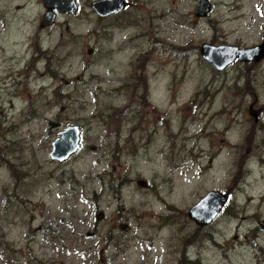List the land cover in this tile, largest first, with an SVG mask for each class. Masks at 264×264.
<instances>
[{
  "label": "rangeland",
  "instance_id": "rangeland-1",
  "mask_svg": "<svg viewBox=\"0 0 264 264\" xmlns=\"http://www.w3.org/2000/svg\"><path fill=\"white\" fill-rule=\"evenodd\" d=\"M92 1L44 29L42 0H0V264H264V59L200 54L259 44L264 0L204 17L196 0L101 17ZM71 124L79 149L51 159ZM209 190L228 199L200 228L187 210Z\"/></svg>",
  "mask_w": 264,
  "mask_h": 264
},
{
  "label": "water",
  "instance_id": "water-1",
  "mask_svg": "<svg viewBox=\"0 0 264 264\" xmlns=\"http://www.w3.org/2000/svg\"><path fill=\"white\" fill-rule=\"evenodd\" d=\"M195 15L197 17L206 16L211 10L209 0H196ZM50 3V4H49ZM46 12L41 19L40 27H45L54 23L57 13H74L76 11L75 0H43ZM126 5L124 0H94L91 7L99 16H106ZM91 50L89 49L88 52ZM201 56L212 64L217 70H222L232 61H253L254 63L264 58V39L256 45L250 47H238L228 44H210L204 42L200 46ZM248 112L259 119V110L249 106ZM50 128L59 126L58 122L50 121ZM58 136L52 141V148L49 152L51 159L63 161L76 152L79 147V127L71 124L58 132ZM137 184L146 187L145 179H138ZM227 193L219 190H210L205 193L196 203L187 210V216L199 227L208 225L220 212L227 200ZM124 230L128 229L127 224H121ZM261 229H264L262 225Z\"/></svg>",
  "mask_w": 264,
  "mask_h": 264
},
{
  "label": "flooded vegetation",
  "instance_id": "flooded-vegetation-1",
  "mask_svg": "<svg viewBox=\"0 0 264 264\" xmlns=\"http://www.w3.org/2000/svg\"><path fill=\"white\" fill-rule=\"evenodd\" d=\"M125 1L128 2L127 0H125ZM42 4H43V0H42ZM49 4H50V3H49ZM126 6H127V4H126ZM43 8H44V7H43ZM45 12H46V10H45V8H44L43 15H44ZM43 15H42L41 19L43 18ZM41 19H40V22H39V27H40ZM47 27L49 28L50 25H49V26H46V27H40V28H44V29H45V28H47ZM48 28H47V29H48ZM48 121L50 122V120H48ZM49 129H50V127H49Z\"/></svg>",
  "mask_w": 264,
  "mask_h": 264
}]
</instances>
